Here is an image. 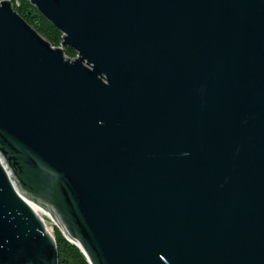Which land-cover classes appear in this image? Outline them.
I'll return each instance as SVG.
<instances>
[{
  "label": "water",
  "instance_id": "obj_1",
  "mask_svg": "<svg viewBox=\"0 0 264 264\" xmlns=\"http://www.w3.org/2000/svg\"><path fill=\"white\" fill-rule=\"evenodd\" d=\"M29 2L62 40L0 1V264H58L46 223L89 264H264V0Z\"/></svg>",
  "mask_w": 264,
  "mask_h": 264
},
{
  "label": "trees",
  "instance_id": "obj_2",
  "mask_svg": "<svg viewBox=\"0 0 264 264\" xmlns=\"http://www.w3.org/2000/svg\"><path fill=\"white\" fill-rule=\"evenodd\" d=\"M15 11L29 25H31L39 34L53 46H59L62 40V33L45 16H43L29 0H13ZM66 56L74 58L76 52L68 47L63 48ZM53 237L58 251V264H89L82 252L72 243H70L54 226Z\"/></svg>",
  "mask_w": 264,
  "mask_h": 264
},
{
  "label": "rangeland",
  "instance_id": "obj_3",
  "mask_svg": "<svg viewBox=\"0 0 264 264\" xmlns=\"http://www.w3.org/2000/svg\"><path fill=\"white\" fill-rule=\"evenodd\" d=\"M46 226L48 228V230L51 232V234L53 235V225L51 223H46Z\"/></svg>",
  "mask_w": 264,
  "mask_h": 264
},
{
  "label": "built area",
  "instance_id": "obj_4",
  "mask_svg": "<svg viewBox=\"0 0 264 264\" xmlns=\"http://www.w3.org/2000/svg\"><path fill=\"white\" fill-rule=\"evenodd\" d=\"M1 1V0H0ZM12 4L14 3L13 0H9ZM15 3H17V0L15 1ZM14 6V5H13ZM32 204V203H31ZM33 205V204H32ZM33 208V207H32ZM35 210V208H33ZM36 211V210H35ZM47 227V226H46ZM48 229V228H47Z\"/></svg>",
  "mask_w": 264,
  "mask_h": 264
},
{
  "label": "bare ground",
  "instance_id": "obj_5",
  "mask_svg": "<svg viewBox=\"0 0 264 264\" xmlns=\"http://www.w3.org/2000/svg\"><path fill=\"white\" fill-rule=\"evenodd\" d=\"M31 204V203H30ZM31 206L34 208V206L31 204Z\"/></svg>",
  "mask_w": 264,
  "mask_h": 264
}]
</instances>
